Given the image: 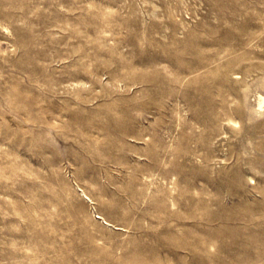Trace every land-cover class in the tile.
I'll return each instance as SVG.
<instances>
[{"label": "rangeland", "instance_id": "1", "mask_svg": "<svg viewBox=\"0 0 264 264\" xmlns=\"http://www.w3.org/2000/svg\"><path fill=\"white\" fill-rule=\"evenodd\" d=\"M264 0H0V264H264Z\"/></svg>", "mask_w": 264, "mask_h": 264}, {"label": "bare ground", "instance_id": "2", "mask_svg": "<svg viewBox=\"0 0 264 264\" xmlns=\"http://www.w3.org/2000/svg\"><path fill=\"white\" fill-rule=\"evenodd\" d=\"M263 101H264V97H261L260 98V104L263 103Z\"/></svg>", "mask_w": 264, "mask_h": 264}]
</instances>
